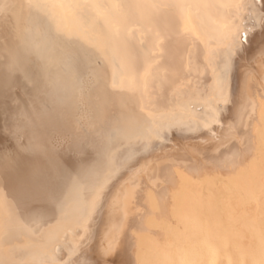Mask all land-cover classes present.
<instances>
[{
	"label": "bare ground",
	"instance_id": "bare-ground-1",
	"mask_svg": "<svg viewBox=\"0 0 264 264\" xmlns=\"http://www.w3.org/2000/svg\"><path fill=\"white\" fill-rule=\"evenodd\" d=\"M262 3L0 0V264H264Z\"/></svg>",
	"mask_w": 264,
	"mask_h": 264
},
{
	"label": "rangeland",
	"instance_id": "rangeland-1",
	"mask_svg": "<svg viewBox=\"0 0 264 264\" xmlns=\"http://www.w3.org/2000/svg\"><path fill=\"white\" fill-rule=\"evenodd\" d=\"M257 63L255 69L257 70V74L255 73H252V76H249L248 79L245 81V84H246V89L248 91V94H250V97L252 98L253 95H254V92L255 91H258V92H262L264 94V56H258L256 59L253 60V62ZM243 70V68H242ZM244 80V79H243ZM238 123V122H237ZM240 122L236 125L233 126V131H231L228 136H227V139H228V143L229 142H232L235 137H236V134L239 136L240 134H242L243 132V129H241L240 127ZM239 129H241L239 131ZM246 137H250L249 135V129L246 127L245 128V131L243 132ZM231 134V135H230ZM193 144L195 143H192L191 142V146L188 148L190 149L189 152H185L183 153V158L182 160L188 165V164H195V165H198V166H204L205 167V170H218L219 167H223L225 165H219L218 164V161L216 159H214L215 155L219 153V149H212V150H209V149H203V150H200L198 149L199 146H193ZM197 144V143H196ZM237 152H238V155L233 157L231 159L230 162H241L240 159L242 158V153L246 152L244 150V148H240V151H238L237 149ZM241 152V153H240ZM240 153V154H239ZM234 165V164H233ZM161 185H159L160 187ZM140 202V201H139ZM133 202V204L137 205L138 208H141L143 212H145V208L142 207L143 204L142 202ZM120 247H116V249L113 250V254L116 255L119 251ZM116 252V254H115ZM131 252V255H133V249L131 248L130 250ZM116 264H121L120 262L119 263H116Z\"/></svg>",
	"mask_w": 264,
	"mask_h": 264
},
{
	"label": "snow or ice",
	"instance_id": "snow-or-ice-1",
	"mask_svg": "<svg viewBox=\"0 0 264 264\" xmlns=\"http://www.w3.org/2000/svg\"><path fill=\"white\" fill-rule=\"evenodd\" d=\"M255 3H256V0H232V5H230V10L234 14L239 13L241 15H254L253 5H255ZM175 6L179 8L180 10H184V9L192 7L191 4H187V3H176ZM262 9H264V3H262ZM261 21H262V24H264V12L261 13ZM245 39H246V36H245ZM208 43H211V41H208ZM226 46L227 45L223 41L217 44V47L219 48H224ZM161 47H163V42H161ZM213 55H215V53ZM188 56H189V60H191L192 53L188 52ZM154 59L155 58L153 57L152 61ZM152 61H149V63H151ZM189 66L191 65L189 64ZM231 67H232V64H231L230 56L224 59L222 66L220 63L216 66V71L214 73L216 76V79L213 85L214 93L211 97V100L216 101L217 104L228 103L229 94H230ZM159 68L160 66L157 65V67L155 68V71L154 72L150 71L148 75H151L153 79H156L157 77H159ZM179 71H180V67L176 66L175 70L172 72V75H175ZM141 79H146V77L144 78L138 77L137 82L139 83ZM160 79L162 80L168 79L167 69H165V75L163 77H160Z\"/></svg>",
	"mask_w": 264,
	"mask_h": 264
}]
</instances>
